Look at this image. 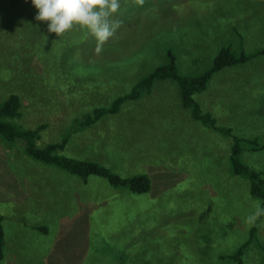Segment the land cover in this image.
Segmentation results:
<instances>
[{
	"label": "rangeland",
	"instance_id": "obj_1",
	"mask_svg": "<svg viewBox=\"0 0 264 264\" xmlns=\"http://www.w3.org/2000/svg\"><path fill=\"white\" fill-rule=\"evenodd\" d=\"M18 1L0 9V102L18 94L11 122L44 125L39 146L127 93L167 50L180 74L194 76L223 46L252 53L264 45V0H121L113 17L121 26L100 54L86 30L49 34L33 5L24 16L31 0ZM193 99L216 126L264 143V55L213 73ZM230 142L190 117L171 80L71 132L63 149L121 177L144 175L142 193L91 175L82 182L0 140V264H237L230 255L244 242L242 264H262L264 216L255 225L246 218L264 204L230 174ZM239 145V160L264 178V148Z\"/></svg>",
	"mask_w": 264,
	"mask_h": 264
},
{
	"label": "trees",
	"instance_id": "obj_2",
	"mask_svg": "<svg viewBox=\"0 0 264 264\" xmlns=\"http://www.w3.org/2000/svg\"><path fill=\"white\" fill-rule=\"evenodd\" d=\"M19 4L20 2L18 0H0V9L4 10L7 8V10H9V8H15L16 5ZM31 5L32 3L23 5L27 10L24 13L26 18L27 14L31 13ZM28 25L32 30H35L30 21ZM258 55H264V45L254 50L252 53H246L243 50L234 52L229 46H223L213 56L209 68L198 75L185 76L178 72L171 51L167 50L166 62L162 65L155 66L151 71L136 80L127 93L114 97L107 106L94 107L88 113L73 119L67 128V132L61 136L59 142L46 143L42 146L37 145L36 141L44 125L29 129L21 128L11 122V119L19 114L21 100L18 94L8 93L2 102H0V140L9 145L20 143L23 153L28 158L44 166L61 169L79 178L82 182H85L88 176L91 175L104 179L112 187L127 189L132 193H142L147 191L149 186L148 179L144 175L136 174L129 177H121L97 162L69 157L64 154L63 149L71 132H77L82 128L88 127L105 115L117 113L122 103L136 100L142 94H147L154 81L171 80L177 87L180 105L188 110L193 120L199 122L202 126L214 130L218 134L229 137L231 141L229 147L230 174L246 179L248 182L249 195L258 198L263 205L264 178L261 177L259 172L251 170L239 160L241 151L239 143L246 142L250 146H254L256 145V141L236 138L231 134L229 128L216 126L215 120L211 114L202 111L199 104L193 99L194 94L205 90L213 73L223 68L243 63ZM255 148H264V143H260L253 147V149ZM2 220L3 216L0 214V259L2 257L3 245ZM40 230L44 231V228L40 227ZM252 231L253 228H250L249 238L252 236ZM244 247L245 242L239 245L235 252L230 255V258L236 260L237 264H242L239 256L242 254ZM118 259H120V257ZM262 264H264V258Z\"/></svg>",
	"mask_w": 264,
	"mask_h": 264
},
{
	"label": "clouds",
	"instance_id": "obj_3",
	"mask_svg": "<svg viewBox=\"0 0 264 264\" xmlns=\"http://www.w3.org/2000/svg\"><path fill=\"white\" fill-rule=\"evenodd\" d=\"M133 2L142 4L143 0ZM31 3L37 10L35 20L47 23L49 34L60 37L75 28L84 29L96 40V54L103 51V45L122 23L113 19L121 8V0H31ZM261 216L264 208L257 204L246 222L255 225Z\"/></svg>",
	"mask_w": 264,
	"mask_h": 264
},
{
	"label": "crops",
	"instance_id": "obj_4",
	"mask_svg": "<svg viewBox=\"0 0 264 264\" xmlns=\"http://www.w3.org/2000/svg\"><path fill=\"white\" fill-rule=\"evenodd\" d=\"M204 91V90H203ZM207 112H209L210 114H212L209 110H206ZM212 116V115H211ZM251 140H255V139H251Z\"/></svg>",
	"mask_w": 264,
	"mask_h": 264
}]
</instances>
